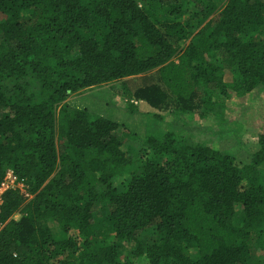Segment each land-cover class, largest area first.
<instances>
[{"label":"trees","instance_id":"obj_1","mask_svg":"<svg viewBox=\"0 0 264 264\" xmlns=\"http://www.w3.org/2000/svg\"><path fill=\"white\" fill-rule=\"evenodd\" d=\"M223 2L0 0V182L31 196L2 195L0 264H264L263 133L242 159L67 103L152 74L120 84L157 119L227 125L257 91L264 120V0Z\"/></svg>","mask_w":264,"mask_h":264},{"label":"rangeland","instance_id":"obj_2","mask_svg":"<svg viewBox=\"0 0 264 264\" xmlns=\"http://www.w3.org/2000/svg\"><path fill=\"white\" fill-rule=\"evenodd\" d=\"M215 1L217 6L224 3V0ZM136 2L139 6L144 5V0H136ZM151 76L152 74L145 77L138 76L83 90L78 95L69 97L67 103L71 107L105 116L118 123L122 130L134 134L141 140H146L150 133L158 134L157 136L171 134L180 141L215 144L220 147V150L223 149L230 154H238L242 159H246L249 154L256 150L258 133L264 134V120L253 124L255 111L257 107L259 108L257 102L260 96L257 91L237 103L245 105L244 112L241 113L245 119H235L228 122L227 125L216 126L214 119H200L195 113L178 114L169 112V110L163 111L161 113L163 115L157 119L154 116L157 113H154L150 105L125 94L124 92L127 91H124V88L123 91L121 90L123 84L128 87L129 92L133 93L137 88L149 83L150 81L145 78H151ZM224 77L228 79L229 72L225 71ZM127 96L130 97L127 98ZM236 136H239L241 144L233 143L234 139H237ZM126 142L133 156L138 155L146 159L151 155V150L146 144L130 139ZM24 189L28 192L26 186ZM28 194L30 198V193L28 192ZM240 214V208H236L235 220ZM14 218L17 219L18 215H15Z\"/></svg>","mask_w":264,"mask_h":264},{"label":"built area","instance_id":"obj_3","mask_svg":"<svg viewBox=\"0 0 264 264\" xmlns=\"http://www.w3.org/2000/svg\"><path fill=\"white\" fill-rule=\"evenodd\" d=\"M10 190H18L20 195L24 198H29L28 192L24 189V184L20 182L10 170H8L0 182V206L2 205V195ZM2 226L3 223L0 221V229Z\"/></svg>","mask_w":264,"mask_h":264}]
</instances>
